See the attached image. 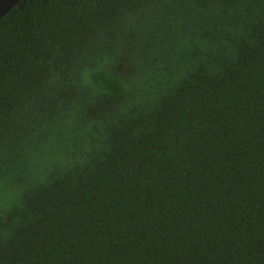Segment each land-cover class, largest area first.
Listing matches in <instances>:
<instances>
[{"label":"trees","instance_id":"16d2710c","mask_svg":"<svg viewBox=\"0 0 264 264\" xmlns=\"http://www.w3.org/2000/svg\"><path fill=\"white\" fill-rule=\"evenodd\" d=\"M0 264H264V0L8 11Z\"/></svg>","mask_w":264,"mask_h":264},{"label":"water","instance_id":"95a60500","mask_svg":"<svg viewBox=\"0 0 264 264\" xmlns=\"http://www.w3.org/2000/svg\"><path fill=\"white\" fill-rule=\"evenodd\" d=\"M21 0H0V19Z\"/></svg>","mask_w":264,"mask_h":264}]
</instances>
